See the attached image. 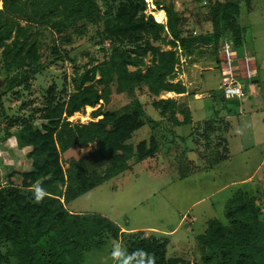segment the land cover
<instances>
[{
    "label": "trees",
    "instance_id": "obj_1",
    "mask_svg": "<svg viewBox=\"0 0 264 264\" xmlns=\"http://www.w3.org/2000/svg\"><path fill=\"white\" fill-rule=\"evenodd\" d=\"M1 2V62L7 72L14 67L24 71L26 74L20 77L19 83L27 88L31 78L45 69L53 56L68 54L61 51L63 45H59L60 42L51 43L45 37L46 31L65 33L64 40L75 41L91 29L95 35L90 38L96 36L100 42L105 39L111 42L110 60L75 78L76 89L66 100L50 97L41 113L48 124L35 129L29 120L24 132L16 134L19 145L30 148L26 158L30 160L31 169L11 170L3 180L0 176V247L6 246L5 251H0V264H82L85 252L102 248L108 236L122 238L124 231L102 214L71 212L65 202L69 203L129 170L132 158L142 161L155 156L160 145L154 136L149 142H139L136 147L128 143L144 125L141 119L144 110L137 101L132 111L98 113L102 118L88 123L71 125L66 116L82 107L99 104L110 92L108 85L113 72L117 74L120 90L146 85L154 95L162 91H185L181 83L169 78L178 62L176 50L161 49L160 42L173 47L179 45L191 53L199 38L184 34L181 14L173 2L162 5L166 24L145 13V0H123L115 14L108 18L101 12L99 0ZM238 14L237 3L215 0L217 52L224 39H231L234 45L240 43L241 33L235 26L236 35L223 32ZM165 34L170 36L168 41ZM148 53L151 61L146 65L144 58ZM130 66L135 69H129ZM97 70L99 78L95 75ZM14 78L19 79L18 76ZM156 102L157 106L161 104L162 116L169 109L172 121L178 122L173 100ZM184 112V121H188L189 113ZM75 142L96 143L97 150L112 162L104 175L92 180L83 159L64 168L61 151ZM226 208L229 224L210 219L205 232L198 236L202 258L199 264H264V219L257 200L238 190ZM128 235L125 243L129 264L180 263L177 257L167 256V239L146 236L143 230L129 231Z\"/></svg>",
    "mask_w": 264,
    "mask_h": 264
},
{
    "label": "rangeland",
    "instance_id": "obj_2",
    "mask_svg": "<svg viewBox=\"0 0 264 264\" xmlns=\"http://www.w3.org/2000/svg\"><path fill=\"white\" fill-rule=\"evenodd\" d=\"M122 1L99 0L101 12L106 18L113 16ZM228 1L239 6V14L223 28V32L230 31L235 34V26L241 33L240 43L234 45V52L236 51L234 64L239 65L243 73H247L246 66L250 64L251 71L258 73L264 69V0ZM171 2L181 14L184 34L199 38L191 53L179 45L173 47L160 42L161 49H175L177 52L178 62L169 78L172 82H182L186 85L187 88L184 87L188 89L186 96L165 91L154 95L146 85L128 86L120 90L117 87V74L113 72L108 85L110 92L99 104L94 107H82L73 115L66 116V121L71 125L88 123L102 118V115H97L98 113L132 111L134 102L137 101L144 110L141 116L144 125L133 134L128 143L136 147L139 142L143 140L149 142L154 136L160 145L155 156L146 157L142 161H138L136 157L132 158L129 161L131 166L129 170L112 177L74 201L65 202L66 208L73 212L101 213L115 221L124 231L122 238L114 239L108 236L107 243L102 248L85 252L82 264H129L125 241L130 237L129 231L138 230H143L146 236L167 239L168 256L178 257L179 264H199L202 258L198 236L205 232L210 219H219L226 225L229 224L226 204L238 190L257 200L262 210L261 218L264 219V165L259 167L264 154V133L258 130L264 129V115L257 113L254 106L257 95L253 81L255 76L238 77L245 86L247 97L245 96L244 100L250 101V104L241 101L235 105L225 101L221 73L217 66L220 64L219 54L215 46L217 37L213 16L215 0H145V13L152 14L156 20L155 14L162 10V5H170ZM0 5L2 6L1 0ZM166 22L165 13V19L161 23ZM44 35L51 43L60 42L59 45H63L61 51L68 54L53 56V61L31 78L29 88L19 83L20 77L26 73L15 67L7 72L0 56L2 180L11 170L31 169L30 160L26 158L30 148L25 145L21 147L16 134L24 132L29 120L35 129L48 124L49 121L43 119L41 113L45 111L50 97L55 96L60 101L66 100L76 89L75 78L93 67L103 66L111 57L110 40L100 42L99 37L90 38L95 35L91 29L87 35L76 37L75 41L64 40L65 33L59 34L50 30ZM165 37L166 41L170 39L168 34H165ZM254 58H257L258 65ZM144 60L146 65H149L151 55L148 53ZM209 66L213 67L205 70ZM129 69L134 70L135 67L130 66ZM95 75L99 78L100 72L97 70ZM17 76L19 79L14 78ZM196 90L209 97L194 102L197 112L194 120L199 121L195 125L213 117L217 112V110L213 112L214 109L220 110L231 105L238 115L232 118L233 127L227 130L228 134L225 133L226 130H221L222 126H216L215 121L210 120L211 126L206 129L212 130L206 132L205 127H202L198 130L200 134L188 125L184 127L187 130L181 134L182 136H177L185 138L184 141L174 139L175 125L171 123L170 111L168 109L162 117L161 104L157 106L156 101L165 98L177 99L180 104L175 108V112L182 113L187 107V98H191L193 91ZM223 102L227 105H223ZM213 124L217 127V132L213 131L215 130ZM223 129H226V126ZM186 139H189L188 144ZM243 145L248 152L243 151ZM225 152L230 155L228 162L213 163L212 168L210 165L213 161H207V156L214 154L217 157L216 155ZM198 154L203 157L202 159L206 158L204 162ZM80 159L85 161L92 180L104 175L112 164L97 150L95 142L87 145L75 142L61 151V162L65 169ZM191 171L193 173L190 176L182 178ZM248 177H251L248 182L239 184ZM183 216L186 217L181 220ZM193 218V222H190ZM167 235H170V238ZM5 250L6 246L1 245L0 251Z\"/></svg>",
    "mask_w": 264,
    "mask_h": 264
},
{
    "label": "crops",
    "instance_id": "obj_3",
    "mask_svg": "<svg viewBox=\"0 0 264 264\" xmlns=\"http://www.w3.org/2000/svg\"><path fill=\"white\" fill-rule=\"evenodd\" d=\"M1 6V5H0ZM234 50H235V47H234ZM235 53H236V51H235ZM218 54H219V52H218ZM219 56V55H218ZM257 59V58H256ZM255 58H254V60H255V63L258 65V62H257V60H256ZM219 61H220V64H217V66H218V68H219V70H220V73H221V82H222V67H221V65H222V63H221V60H220V58H219ZM213 66H209L208 68H205V70H208V69H211ZM258 76V77H257ZM257 77V78H256ZM255 80H253L254 82H255V84H254V86L256 87L255 89H257L256 90V92H257V95H256V98L254 99L255 100V107H256V111H257V113H261V114H263L264 115V69H261L260 71H258V73L256 72V75H255V78H254ZM181 84L185 87V88H187L186 87V85L185 84H183L182 82H181ZM245 84V83H244ZM188 91V89H185V91H183V92H181V93H178V92H176V91H168V93H174L175 95H177L178 94V96H186V92ZM222 91H223V89H222ZM165 92H167V91H165ZM194 93H193V95L191 96V98H187V104H186V106L187 107H185V111H188V115H189V120L188 121H184V118H185V112L183 111L182 113H179V112H176V114H175V117H176V120L178 121V122H173V121H171V123H173L175 126H174V128H173V132L175 133V136H174V139L176 138V139H178L180 142H182V141H184V139L185 138H181V137H178L177 138V136H182L181 134L185 131V130H187V129H184V127H186V126H188V125H190L191 126V128H192V130H194V128L198 131V130H200V128H202V127H204V126H206V124L204 123V122H206L207 123V126H211V124H210V120H212V121H215V125L217 126V125H219V126H222V127H220L221 128V130H230L232 127H233V121H232V118L234 117V116H236V115H238L237 114V111L235 110V109H233L232 107H231V105H228V108H225V107H223V108H221L220 110H218L217 108L216 109H214V111L213 112H216V110H217V112H216V114L213 116V117H211L210 119H204V120H202L201 122L202 123H200V124H203L202 126H200L199 127V125L200 124H197V125H195L196 123H199V121H196V120H194V116L196 115V113L197 112H195L196 111V107L194 106V102L196 101V102H199V101H202L204 98H206V97H209V95H205L204 93H201V92H199V91H193ZM244 92H245V86H244ZM188 93V92H187ZM248 93V92H247ZM184 94V95H183ZM245 96L247 97V94L245 93ZM245 96H243L242 98H237V97H235V98H226L225 96H224V93H223V98H224V100L225 101H227V102H231L232 104H235V105H238L241 101H244L245 102V104H250V101H245L244 99L246 98ZM245 97V98H244ZM165 99H171V100H173L176 104H175V106L177 107V105L178 104H180V102L177 100V99H173V98H165ZM185 102V101H184ZM226 102H223V105H227V104H225ZM181 116V117H180ZM163 117V116H162ZM213 127H215L214 126V124L212 125ZM226 126V129H223V127H225ZM264 126V125H263ZM217 127H215V130H213V131H216L217 129H216ZM190 129V128H189ZM210 130H212V128L211 129H208V131H210ZM228 130V131H229ZM258 130H261V132L262 133H264V129L263 128H258ZM228 131L227 132H225L226 134H228ZM217 132V131H216ZM197 133H200L201 134V132L200 131H198ZM224 136V135H223ZM190 139V138H189ZM189 139H186V144H188L187 143V141L189 140ZM227 140H228V138H227ZM229 142V141H228ZM172 143V142H171ZM171 143H170V145H171ZM194 143H195V140H194ZM167 144H169V142L167 143ZM253 149V148H252ZM193 149H191L190 148V151H192ZM228 151L230 152V149H228ZM243 151H246V152H248V149H246L245 148V146L243 145ZM192 153L193 154H195V152L194 151H192ZM199 155V154H198ZM219 156V155H218ZM199 158L201 159V160H203V162L205 161V159H202L201 157H200V155H199ZM215 155L214 154H212V156H207V161L209 160H212L213 162L211 163V167L213 168L214 167V165H213V163L215 164L216 162H218V163H221V162H224V161H226V162H228V160H229V158H230V155L228 154V152H225V153H223L222 154V157L221 158H219V157H217V158H215ZM262 163L259 165V167H262L263 165H264V154L262 155ZM189 160V159H188ZM193 163L195 162V161H193V160H191ZM200 162V161H199ZM192 163V164H193ZM130 164V163H129ZM191 166V165H190ZM193 166V165H192ZM199 166V165H198ZM201 166V165H200ZM130 168H131V166H130ZM193 173V171H191L190 172V174H187V175H185L184 177H182V178H185V177H187V176H190L191 174ZM251 176V175H250ZM251 177H248V179L246 180H242V181H240V183L239 184H242V183H246V182H248L249 181V179H250ZM237 182V181H236ZM74 201V200H73ZM72 202V201H71ZM69 211H71V210H69ZM71 212H73V211H71ZM75 213H82V212H75ZM95 213H97V212H95ZM99 214H101V213H99ZM103 215V214H102ZM185 217L186 216H183L182 217V219L181 220H184L185 219ZM193 220H194V218L190 221V222H193ZM181 222V221H180ZM169 234V233H168ZM169 238H170V235H167ZM170 241H171V239H170ZM169 245V244H168ZM168 248V247H167ZM167 256H168V251H167ZM169 257V256H168ZM178 258V257H177Z\"/></svg>",
    "mask_w": 264,
    "mask_h": 264
},
{
    "label": "built area",
    "instance_id": "obj_4",
    "mask_svg": "<svg viewBox=\"0 0 264 264\" xmlns=\"http://www.w3.org/2000/svg\"><path fill=\"white\" fill-rule=\"evenodd\" d=\"M234 43L230 39H224L219 46V58L221 60L222 69V89L226 98H242L245 96L244 85L241 78H253L256 73L251 71V66L247 67V73L240 71V66L234 64L235 52ZM247 74V75H246Z\"/></svg>",
    "mask_w": 264,
    "mask_h": 264
},
{
    "label": "bare ground",
    "instance_id": "obj_5",
    "mask_svg": "<svg viewBox=\"0 0 264 264\" xmlns=\"http://www.w3.org/2000/svg\"><path fill=\"white\" fill-rule=\"evenodd\" d=\"M156 20L162 22L165 19V12L164 10H159L156 14H155ZM90 107V106H88Z\"/></svg>",
    "mask_w": 264,
    "mask_h": 264
}]
</instances>
